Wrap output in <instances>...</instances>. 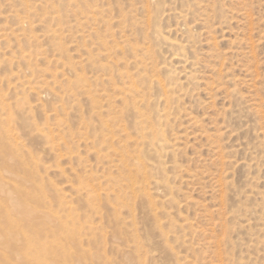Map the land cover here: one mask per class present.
Masks as SVG:
<instances>
[{"label": "rangeland", "instance_id": "obj_1", "mask_svg": "<svg viewBox=\"0 0 264 264\" xmlns=\"http://www.w3.org/2000/svg\"><path fill=\"white\" fill-rule=\"evenodd\" d=\"M0 264H264V0H0Z\"/></svg>", "mask_w": 264, "mask_h": 264}]
</instances>
